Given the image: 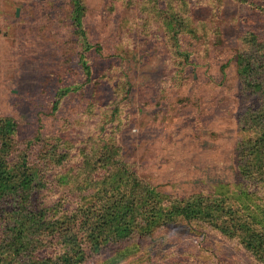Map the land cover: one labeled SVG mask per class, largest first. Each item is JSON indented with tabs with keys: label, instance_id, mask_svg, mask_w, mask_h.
<instances>
[{
	"label": "rangeland",
	"instance_id": "obj_1",
	"mask_svg": "<svg viewBox=\"0 0 264 264\" xmlns=\"http://www.w3.org/2000/svg\"><path fill=\"white\" fill-rule=\"evenodd\" d=\"M83 4L87 40L102 49L87 53L90 82L78 63L85 43L72 20L73 0H0V118L16 123L18 158L27 155L49 178L42 194L60 208L56 214L72 209L61 178L72 182L89 170L102 177L112 163L139 178L127 187L169 204L239 194L237 173L253 151L244 142L256 138L249 124L257 118L258 127L264 94L238 74L236 55L252 37L264 44L261 0ZM61 91L67 93L56 104ZM105 144L113 153L105 154ZM39 225L35 234L46 230ZM193 226L177 218L160 225L118 264H264L238 238ZM56 248L39 251L63 250ZM103 260L90 255L81 264Z\"/></svg>",
	"mask_w": 264,
	"mask_h": 264
},
{
	"label": "trees",
	"instance_id": "obj_2",
	"mask_svg": "<svg viewBox=\"0 0 264 264\" xmlns=\"http://www.w3.org/2000/svg\"><path fill=\"white\" fill-rule=\"evenodd\" d=\"M73 2L76 9L72 20L85 43L78 48V63L85 71L86 82H90L92 67L87 53H100L102 49L87 40L81 21L83 0ZM261 2L264 6V0ZM168 12L172 17L179 15L176 10ZM252 40L236 55L237 72L253 92L264 94V44L256 38ZM66 93H58L56 104ZM252 121L249 129L257 130V135L244 142L253 151L237 173L239 194L233 192L231 197L218 199L197 195L169 204L144 190L127 187L130 182L140 185L139 178L124 165L112 163L102 177L93 176L89 170L77 172L72 182L61 178L60 186H68L72 209L67 207L66 214L58 216L60 208L42 194L48 188L49 178L44 181L39 164H32L27 155L18 158L14 151L16 123L12 118H0V264H81L90 255H100L104 259L101 264H118L134 249L138 250V243L150 241L160 225L176 218L192 223L195 229L209 225L226 236L238 238L264 263V196L259 195L264 190V132L259 133V127L264 131V113L258 127L257 118ZM111 153L112 147L105 149V154ZM229 191L227 188L225 194ZM41 222L46 230L35 234ZM47 244L55 249L62 245L59 252L63 253L41 255L39 250Z\"/></svg>",
	"mask_w": 264,
	"mask_h": 264
}]
</instances>
